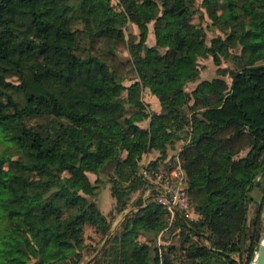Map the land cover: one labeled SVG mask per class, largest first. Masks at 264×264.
<instances>
[{"label": "trees", "instance_id": "obj_1", "mask_svg": "<svg viewBox=\"0 0 264 264\" xmlns=\"http://www.w3.org/2000/svg\"><path fill=\"white\" fill-rule=\"evenodd\" d=\"M199 6L222 35L208 40L193 22L203 16L196 0H0V130L19 155H0V264H80L91 247L84 230L102 241L111 228L93 200L102 174L113 212L137 210L86 264L254 261L264 231L254 197L264 196V0ZM103 18L117 22L110 33L96 27ZM131 24L137 41L125 37ZM208 56L217 75L200 80ZM151 151L152 167L178 158L196 218L170 224L144 197ZM177 230L179 248L156 244Z\"/></svg>", "mask_w": 264, "mask_h": 264}, {"label": "rangeland", "instance_id": "obj_2", "mask_svg": "<svg viewBox=\"0 0 264 264\" xmlns=\"http://www.w3.org/2000/svg\"><path fill=\"white\" fill-rule=\"evenodd\" d=\"M111 3L115 5L117 3V0H111ZM201 0H196V5L198 6L199 10L202 12L203 16L201 17L199 12L195 14L193 17V22L205 29L206 37L208 40L212 39L214 36L222 35L219 29L214 28L211 24L210 19L208 18L207 12L205 9L200 8ZM117 26V22L109 20L107 18H103L100 21L96 23V27L100 33H110L113 29V27ZM153 26L149 25V34L146 41V44L149 47H152L155 43V37L153 34ZM125 37L128 36L130 33L132 35V38L137 41L139 39V29L135 25H128L127 29H124ZM120 56L122 58H128V53L126 51H120ZM199 70H200V80L201 79H211L217 75V69L218 67L214 64L213 59L211 56L200 58L198 60ZM220 67H228L232 68V64L229 61L222 60V63ZM10 81L13 83H17V79L15 77L10 78ZM197 82L190 83L188 85L189 89H192ZM11 93L16 97L17 99H20V95L16 94V92L11 91ZM143 100L144 102L149 106V109L152 112H158L160 108L157 106L156 100H154L153 97H151L150 93H143ZM148 120H146V123ZM31 124L36 123L35 120L30 122ZM184 145V141H178L174 143L173 145H170L168 147V156H177L180 150L182 149V146ZM156 151H151L150 154L145 158H154L157 156ZM0 155H9L13 158H18V153L16 150V147L13 146L12 141L10 140L9 136H7L5 133H3L0 130ZM89 179L91 182H95L97 179V176L94 174L89 173L88 174ZM99 186L96 190L95 196L93 197V200L98 205L101 212L105 215V217L110 221L111 223V229L115 226V223L117 220L121 219L122 215L125 211L131 210L136 211L137 209L130 204L126 210H124L121 213H114L113 207H114V200L110 196V183L108 180V177L105 174H102L100 176V182L98 183ZM138 197V193L134 194V198L136 199ZM254 197H256L257 201L262 203V210L260 213V219H261V226L264 229V196H262L261 190H258L254 192ZM119 228V226L114 230V232ZM113 232V233H114ZM178 230L176 233H172L170 236H165V234L158 235L156 238V244L161 247H167L168 245H173L177 248L180 247V238L177 236ZM264 235V231L262 236ZM102 235L98 232H96L93 228L87 227L84 230V241L86 244H90V251L89 252H83V260L80 264H86L87 261H89L92 257L97 255L100 252V248L102 246L103 240L101 241ZM140 241H144L143 238L140 239ZM180 252V251H178ZM235 257L238 259V255H235Z\"/></svg>", "mask_w": 264, "mask_h": 264}, {"label": "built area", "instance_id": "obj_3", "mask_svg": "<svg viewBox=\"0 0 264 264\" xmlns=\"http://www.w3.org/2000/svg\"><path fill=\"white\" fill-rule=\"evenodd\" d=\"M153 158L145 159L140 169V176L146 183L144 197H152L169 214L171 224L176 215L192 219L197 214L190 204L187 191V177L178 158L172 163L170 158L158 166H151Z\"/></svg>", "mask_w": 264, "mask_h": 264}, {"label": "water", "instance_id": "obj_4", "mask_svg": "<svg viewBox=\"0 0 264 264\" xmlns=\"http://www.w3.org/2000/svg\"><path fill=\"white\" fill-rule=\"evenodd\" d=\"M133 211L131 210H127L124 212V214L122 215L121 219L117 220L115 223V226L113 227V229H111V231H109V233L107 234L106 238L103 240L102 246L100 248V250L103 248V246L105 245V243L107 242V240L110 238V236L113 234L114 230L121 224V222L125 219V217L129 214L132 213ZM205 239L208 242L209 241V236L205 235ZM251 264H264V235L262 236V239L260 241L259 244V250L254 258V261Z\"/></svg>", "mask_w": 264, "mask_h": 264}, {"label": "crops", "instance_id": "obj_5", "mask_svg": "<svg viewBox=\"0 0 264 264\" xmlns=\"http://www.w3.org/2000/svg\"><path fill=\"white\" fill-rule=\"evenodd\" d=\"M147 92L149 93V91H148L147 89H145V90L143 91V93H145V94H146ZM150 95H151V94H150ZM151 97H153L154 100H156V102H157V106L159 107V102H158L157 98H156L155 96H152V95H151ZM159 108H160V107H159Z\"/></svg>", "mask_w": 264, "mask_h": 264}]
</instances>
